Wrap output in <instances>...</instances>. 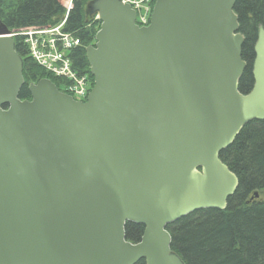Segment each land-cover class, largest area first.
<instances>
[{"label":"water","instance_id":"1","mask_svg":"<svg viewBox=\"0 0 264 264\" xmlns=\"http://www.w3.org/2000/svg\"><path fill=\"white\" fill-rule=\"evenodd\" d=\"M237 1L157 0L140 28L122 0H92L86 102L47 78L20 99L23 58L0 23V264H186L168 225L227 208L239 179L220 154L264 120V27L242 94Z\"/></svg>","mask_w":264,"mask_h":264},{"label":"trees","instance_id":"2","mask_svg":"<svg viewBox=\"0 0 264 264\" xmlns=\"http://www.w3.org/2000/svg\"><path fill=\"white\" fill-rule=\"evenodd\" d=\"M92 0H0V23L11 32L46 29L59 24L70 5L64 30L75 33L80 46L71 50L73 68L93 82L86 48L100 27L94 16L86 15ZM235 12L244 35L243 60L247 63L239 90L248 94L255 83L253 64L259 27H264V0H238ZM16 51L23 58L25 84L20 99H31L29 85L51 79L59 90L64 81L49 74L29 55L22 37H17ZM221 160L239 179L235 194L226 209H201L169 224L172 250L186 264H264V120L249 122L234 142L220 154ZM258 194L256 197L255 194ZM144 226L127 223L126 237L139 242ZM137 264H146L141 260Z\"/></svg>","mask_w":264,"mask_h":264},{"label":"built area","instance_id":"3","mask_svg":"<svg viewBox=\"0 0 264 264\" xmlns=\"http://www.w3.org/2000/svg\"><path fill=\"white\" fill-rule=\"evenodd\" d=\"M137 11L139 25L149 23L154 0H123ZM68 14L57 26L50 29H32L16 35L23 36L29 46L30 55L41 67L56 77L67 81L66 90L77 99H85L90 92L91 82L87 75L73 68L67 54L81 44V39L72 32L64 30Z\"/></svg>","mask_w":264,"mask_h":264},{"label":"rangeland","instance_id":"4","mask_svg":"<svg viewBox=\"0 0 264 264\" xmlns=\"http://www.w3.org/2000/svg\"><path fill=\"white\" fill-rule=\"evenodd\" d=\"M35 62V61H34ZM36 63V62H35ZM37 64V63H36ZM37 65H39V64H37ZM40 66V65H39ZM41 67V66H40ZM48 73H49V71H47ZM49 74H51V73H49ZM51 75H53V74H51Z\"/></svg>","mask_w":264,"mask_h":264}]
</instances>
